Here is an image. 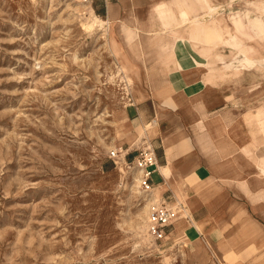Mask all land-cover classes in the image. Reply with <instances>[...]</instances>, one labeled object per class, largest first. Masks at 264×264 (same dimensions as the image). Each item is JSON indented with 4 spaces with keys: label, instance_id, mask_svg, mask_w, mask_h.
I'll use <instances>...</instances> for the list:
<instances>
[{
    "label": "rangeland",
    "instance_id": "1",
    "mask_svg": "<svg viewBox=\"0 0 264 264\" xmlns=\"http://www.w3.org/2000/svg\"><path fill=\"white\" fill-rule=\"evenodd\" d=\"M91 11L88 1L0 0V264H186L178 240L148 230L160 199L132 162L151 147V125L134 115L107 24L86 28ZM215 23L220 38L252 39L240 13ZM199 43L227 79L255 60L253 42Z\"/></svg>",
    "mask_w": 264,
    "mask_h": 264
},
{
    "label": "crops",
    "instance_id": "2",
    "mask_svg": "<svg viewBox=\"0 0 264 264\" xmlns=\"http://www.w3.org/2000/svg\"><path fill=\"white\" fill-rule=\"evenodd\" d=\"M87 1L108 26L135 117L151 125L158 167L150 188L189 218H175L167 241H179L186 264H264V66L227 79L212 65L213 48L203 53L199 44L206 43L199 28L240 13L252 39L234 37L255 43L252 58L264 59V39L251 25L264 28V0ZM207 10L218 13L204 17ZM227 37L220 39L231 43ZM220 49L226 57L236 52Z\"/></svg>",
    "mask_w": 264,
    "mask_h": 264
},
{
    "label": "built area",
    "instance_id": "3",
    "mask_svg": "<svg viewBox=\"0 0 264 264\" xmlns=\"http://www.w3.org/2000/svg\"><path fill=\"white\" fill-rule=\"evenodd\" d=\"M87 1V0H86ZM113 157L117 158L118 154L113 153ZM133 167L138 169L140 174V184L144 189H151V176L157 171L158 161L155 151L152 147L141 151L138 157L134 159ZM181 215L185 219H189L185 208L180 204L169 206L166 201L160 202L159 205L153 206L149 214V232L156 241H161L165 238L166 229L174 222L175 218Z\"/></svg>",
    "mask_w": 264,
    "mask_h": 264
},
{
    "label": "bare ground",
    "instance_id": "4",
    "mask_svg": "<svg viewBox=\"0 0 264 264\" xmlns=\"http://www.w3.org/2000/svg\"><path fill=\"white\" fill-rule=\"evenodd\" d=\"M84 2H86V0H74V3L75 4H78V5H81V6H83L84 5ZM216 7V6H215ZM181 13V12H180ZM91 14H92V23L90 24V25H88L86 28H88V29H91L92 27H94V24L95 23H99L98 24V26H102L103 24L105 25V21H103L102 19H100V18H98L97 16H94L93 15V13H92V11H91ZM181 17H184V18H186L187 17V13L186 12H182L181 13ZM232 17H234V16H232ZM239 17V16H238ZM195 19V18H194ZM236 19H238V18H236ZM235 19V20H236ZM234 20V21H235ZM234 21H232L233 22V24H234ZM204 22V21H203ZM200 23V22H199ZM234 25H236V24H234ZM256 28H258L259 30H262V26H261V23L260 22H256ZM222 31V27H221V25L220 24H216L214 27H203L201 30H199V33H200V35H203V37H205V42L207 43V44H211V43H213L214 41L213 40H215V41H222L221 39H220V33H222L221 32ZM228 38V37H227ZM232 40L231 41H233V42H237V43H239L238 42V40H236V37H234V36H232V38H231ZM205 43V44H206ZM200 44V43H199ZM203 44V43H202ZM204 46V45H203ZM212 48V47H211ZM202 49V48H201ZM235 49V48H234ZM209 50V49H208ZM211 51V50H210ZM240 51V50H239ZM208 52V51H207ZM242 61V65L243 66H247L248 68L250 67H252V66H254L255 64L257 65V63L258 64H264V59H262V60H260V61H255V60H252V59H249V58H246V56L243 58V60H241ZM242 66V67H243ZM120 156V155H119ZM117 157L118 158V160H119V162L117 161L116 163L118 164V163H120V162H122L121 160H123L122 159V157L120 156V157ZM136 173V176H138V175H140V173L141 172H135ZM135 175V174H134ZM139 177V176H138ZM135 181H136V183H138L139 182V180L137 179V178H135ZM138 185V184H137ZM137 185L135 186L134 185V187H137Z\"/></svg>",
    "mask_w": 264,
    "mask_h": 264
}]
</instances>
